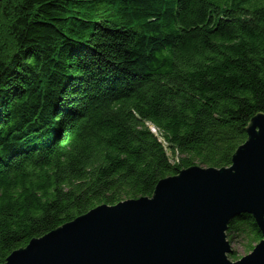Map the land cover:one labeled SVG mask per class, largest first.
<instances>
[{"label":"trees","instance_id":"16d2710c","mask_svg":"<svg viewBox=\"0 0 264 264\" xmlns=\"http://www.w3.org/2000/svg\"><path fill=\"white\" fill-rule=\"evenodd\" d=\"M259 113L264 0H0V264L184 168L230 166ZM227 235L233 260L263 238L250 214Z\"/></svg>","mask_w":264,"mask_h":264},{"label":"water","instance_id":"95a60500","mask_svg":"<svg viewBox=\"0 0 264 264\" xmlns=\"http://www.w3.org/2000/svg\"><path fill=\"white\" fill-rule=\"evenodd\" d=\"M247 132L230 166L184 168L152 196L98 205L2 264H264V113ZM242 214L254 217L263 238L232 260L227 231Z\"/></svg>","mask_w":264,"mask_h":264},{"label":"rangeland","instance_id":"374dc122","mask_svg":"<svg viewBox=\"0 0 264 264\" xmlns=\"http://www.w3.org/2000/svg\"><path fill=\"white\" fill-rule=\"evenodd\" d=\"M169 154L171 155V151H169ZM236 245H237V244L234 243V244H233V247L235 248ZM237 248H238V247H237ZM237 248H236V249H237ZM238 250H239L240 258L243 257V256H245V255L247 254V253L243 250V248H242L241 246H239ZM240 258H239V259H240ZM232 260H233V259H232Z\"/></svg>","mask_w":264,"mask_h":264}]
</instances>
